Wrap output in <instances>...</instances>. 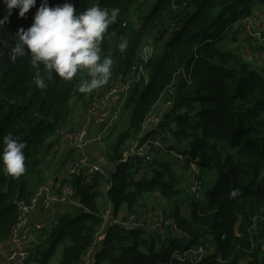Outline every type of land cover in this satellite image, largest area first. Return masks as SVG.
Here are the masks:
<instances>
[{"label": "trees", "instance_id": "16d2710c", "mask_svg": "<svg viewBox=\"0 0 264 264\" xmlns=\"http://www.w3.org/2000/svg\"><path fill=\"white\" fill-rule=\"evenodd\" d=\"M40 2L24 18L13 10L0 25V151L9 133L27 144L26 171L19 178L4 174L0 163V245L13 236L20 204L46 184L56 137L73 117L72 102L85 103L89 97L88 108L98 90L89 96L78 91L86 73L66 82L44 73L42 65L33 67L28 57L9 59L16 32L31 26ZM64 2L49 0L52 6ZM68 2L78 12L94 4L120 10L101 45V58H113L109 86L119 80L134 82L140 66L149 69L150 78L129 90L127 104L138 102L108 155L117 172L110 179L94 175L61 181L60 186L73 185L81 208L74 210L73 219L54 227L48 248L33 247L32 262L36 257L39 264H52L59 257L57 264H78L94 246L92 264H182L175 255L212 242L214 252L201 264H264V64L253 67L240 54L219 49L231 35L230 41L237 40L244 32L238 22L252 17L264 0ZM5 16L6 6L0 2V19ZM122 39L128 41L123 53L118 48ZM146 46L161 50L162 57L152 51L145 61ZM41 76L45 88L35 84ZM163 99L169 108L139 139ZM137 140L160 143L153 146L151 161L136 155L124 159L131 141ZM172 154L182 156L183 162ZM69 162H63L65 171ZM179 162L189 168L194 162L199 172L216 170L217 183L204 192L201 182L198 195L189 193L180 186L179 170L182 180L186 173L185 166L177 167ZM157 194L169 206L145 202ZM105 198L115 220L122 212L127 216L102 229ZM129 215L136 218L126 225ZM154 218L161 219L159 225ZM101 233L104 238L98 241Z\"/></svg>", "mask_w": 264, "mask_h": 264}, {"label": "clouds", "instance_id": "9594fccd", "mask_svg": "<svg viewBox=\"0 0 264 264\" xmlns=\"http://www.w3.org/2000/svg\"><path fill=\"white\" fill-rule=\"evenodd\" d=\"M5 6L7 16L0 19L4 24L18 9L24 18L30 9L36 7L37 0H0ZM120 14L119 8L108 9L98 4L77 11L68 0L63 4L50 5L49 0H41L36 9L33 23L27 29L21 27L15 34L14 44L10 47L9 59L28 57L30 64L44 73H55L66 82L78 75L87 74L79 84L78 91L90 94L108 84L112 76L113 58H101V45L110 26L115 25ZM121 53L128 48V41L122 39L118 45ZM151 47L143 48V59L152 55ZM38 88L47 87L43 76L35 80ZM0 163L3 172L14 178L25 173L26 142L9 133L2 138ZM232 195H236L235 192Z\"/></svg>", "mask_w": 264, "mask_h": 264}, {"label": "built area", "instance_id": "2783aa9c", "mask_svg": "<svg viewBox=\"0 0 264 264\" xmlns=\"http://www.w3.org/2000/svg\"><path fill=\"white\" fill-rule=\"evenodd\" d=\"M238 24H242V27L244 28V32L246 34L254 36L256 38L262 36L264 32V20H256L253 17H248L239 21ZM261 57L264 64V55L261 54ZM132 82V80H127L125 82L119 80L116 81L113 86H108L106 89L101 90L98 93L99 96L87 108L84 116L85 121L92 119L95 115H97L96 113L98 111L106 109V107L115 96L120 95L123 97V100H125L128 97V92L131 88ZM125 95H127V97H125ZM167 105L169 106L170 103H167ZM158 123L159 120H154L153 117L150 116L145 123L147 125V128L144 125V133L139 135V139L144 136L145 131L150 128H155ZM104 132L105 131H102L97 137V141L101 144H103L106 139V134ZM58 134L59 143L54 151L58 150L59 147L69 144L74 149V154L69 159L70 162L66 167V172L69 179H72L73 177L89 178L94 175L110 179L111 174H115L117 172L114 165H111L110 173L105 171L98 163L92 162L89 157H87L86 153H84L85 147L89 141L87 139L85 127H78L76 123L68 122L60 129ZM153 146L161 147L160 143L158 142L145 141V143L141 144L138 140L133 141L132 146L129 149L130 152H128L127 150L124 159L126 160L127 156L129 155H136L144 158L145 160L151 161L154 156ZM176 156L181 162H183L182 156ZM190 168L195 172V175L193 176V180H191L190 185L186 186V189L189 191V193L198 195L199 191L201 190V182L199 181L198 175L199 169H197V166L194 162H192ZM110 184L111 181L108 182L107 190L109 189ZM43 192L46 196L45 200L49 204L58 203L68 206H75L80 204L76 196L77 191H75V188L71 183L65 186H59L56 190V193L51 192V190L47 187H41L38 192L29 199L28 202H22L20 204V215L17 224L14 226L13 234L17 233L18 230L26 224L28 216L32 211L33 205ZM112 212L113 210L109 208L103 215L102 229H105V227L109 225V223H114L121 220H115ZM135 218L136 215H129L126 225H128ZM154 222L159 225L161 219L154 218ZM45 228H47L45 224H39L35 227L33 232H29L24 235L22 239L17 240L14 248L12 249V253L7 258L8 261L16 260L17 264H33L34 262H32L33 259L31 251L35 243V234L44 231ZM209 254L210 253L208 245L204 246L203 244H197L189 248L183 255H175V257L182 264H201ZM93 261V255L91 254V252H88L82 257L81 261L78 264H92Z\"/></svg>", "mask_w": 264, "mask_h": 264}, {"label": "crops", "instance_id": "0c3cea01", "mask_svg": "<svg viewBox=\"0 0 264 264\" xmlns=\"http://www.w3.org/2000/svg\"><path fill=\"white\" fill-rule=\"evenodd\" d=\"M253 14L254 15L252 17L254 19L264 20V4L257 6ZM231 36L228 39L221 41L219 43V49L240 54L243 57V59L246 62H249L253 67H258L260 65H263L261 54L264 55V32L262 36L258 38L248 35L245 32H241L239 33L236 41H230L229 39L231 38ZM87 95L89 96L91 94H87ZM96 96L97 95L95 94V97ZM125 97H127V95H125ZM90 102L91 100L89 101V97L85 102L86 104L84 102H80V103L72 102V106L75 107V109L74 112L72 113L73 115V117L71 118L72 120L68 122L76 123L78 127L86 128L87 139L89 141L85 147L84 153H86L87 157H89V159L92 162L98 163L105 171H108L110 166L112 165L110 163L108 156L110 150L116 145L119 135L126 128L128 123L127 122L126 125L122 126L120 129H115V131L112 133L110 129L112 127H116L117 124H115L116 121L113 123L111 122V120L114 117V115L117 113V111L120 109V107L124 104L125 100H123L120 95L115 96L112 99V101L109 103V105L106 107V109L98 111L96 113L97 115H95L92 119L85 121L84 112ZM167 102L165 101V99H163L161 102L163 103V106H161V109L159 111L160 118H163V115L165 114L166 110L169 108ZM156 107L159 108L160 105L158 104ZM102 131H105L104 132L105 134L108 133L105 142L108 138L110 140L109 142L107 141V145L105 144V142L101 144L97 141V137ZM111 137L115 138L114 143ZM56 140L59 141V136L56 137ZM132 143L133 141H131L130 147L132 146ZM129 148H127L126 151ZM55 154L56 155H55L54 163L51 165L48 171L47 182L43 186L49 188L53 193H56L57 188L61 185L60 184L61 181L65 178H68L67 172L65 171V167H63V162L66 161L67 159L69 160V158L74 154V149L69 144L66 146L59 147L58 150H56ZM159 155L160 154H158V156ZM172 156L175 157L176 154H172ZM184 166H185V170L188 171L191 170L186 163L182 164L179 162L177 165L179 169L183 168ZM157 196H158L159 204H162L164 202L162 205H165V207L169 206L167 201L161 199V197L158 194ZM45 199L46 196L45 193L43 192L42 195L37 199V201L33 205L32 211L28 216L26 224L23 227H21L17 233L13 234L11 238H9L6 242L0 245V264H17L16 260L8 261L7 259L8 256H10V254L12 253V249L14 248L15 243L17 242V240L22 239L23 236L26 235L27 233L33 232L35 227L42 223L45 224L47 228H45L44 231L35 234L34 247L38 246L45 249L48 248L52 240V233L54 231L53 230L54 227L57 226L59 222L69 219L75 209L81 208L80 204L75 206L62 205L58 203L49 204L46 202ZM106 203L107 205H105ZM101 204L102 206L104 205L105 207L107 206L106 210L112 208L111 204L106 200V198L101 201ZM120 215L121 217H126L127 213L122 212ZM121 217L119 218L123 219ZM104 234L105 233H101L99 235L98 241L104 238ZM95 250L96 248L93 246L91 247V250L88 252H91V254L94 257ZM58 260L59 257H57L52 264H57ZM33 264H39V261L38 259H36V257L34 259ZM241 264H247V263L244 261Z\"/></svg>", "mask_w": 264, "mask_h": 264}, {"label": "rangeland", "instance_id": "374dc122", "mask_svg": "<svg viewBox=\"0 0 264 264\" xmlns=\"http://www.w3.org/2000/svg\"><path fill=\"white\" fill-rule=\"evenodd\" d=\"M147 45H149V46H151L152 48H153V45H152V43L150 42V43H148ZM147 47V46H146ZM161 50H155L154 51V49H153V52H154V55L155 56H159V58H161L162 57V55H161V53H162V51L160 52ZM159 52H160V54H159ZM154 56V57H155ZM142 69V70H141ZM141 70V71H140ZM149 74V69H146L144 66H140L139 67V69H138V73H136V74H134V82L131 84L132 86H134V83H140V82H142V81H145L144 82V84L146 83V82H148V80H149V78H150V76L148 75ZM111 83L110 82H108V84L107 85H105V86H103V87H107V86H109ZM144 84H140L141 85V92L144 90ZM101 90H103V88H99L98 90H97V92H96V97L94 98V100L99 96L98 95V93L101 91ZM131 96V92H128V99H129V97ZM122 97V96H121ZM125 99V102H124V104L120 107V109L117 111V113L114 115V117L112 118V120H111V122H115V124H117V126L116 127H109V128H111L110 130H111V132L113 133L114 131H115V129H120L122 126H125L126 125V123L128 122V120H129V117H130V115H131V111L136 107V105H137V102L138 101H135V102H133L132 104H127V102H128V99ZM122 99H123V97H122ZM93 100V101H94ZM160 105V107L159 108H155V110L152 112L153 114L151 115L152 117H153V119L154 120H159L160 119V117H159V115H160V113H159V111H160V109H161V106H163V103H160L159 104ZM108 125V124H107ZM106 125V126H107ZM145 126H146V128H147V125L145 124ZM109 128H108V130H109ZM108 130H107V132H108ZM107 134L108 133H106V135H105V137H107ZM111 139H113V143L115 142V138H112L111 137ZM109 138L106 140V142H105V144L107 145V141L109 142ZM225 145L226 146H230V145H232V143H225ZM130 149V148H129ZM128 149V152H130V150ZM127 152V151H126ZM166 154L167 155H170V153L169 152H166ZM191 169V168H190ZM182 172H184V173H186V179H185V181L184 180H182V173L180 172V170H179V174H178V176H179V179H180V186H181V188L184 186L185 188H186V186H189L190 185V183H191V180H193V176L195 175V172L191 169L190 171H188V170H184V171H182ZM201 173V174H200ZM198 175H200L199 176V181L200 182H202L203 183V186H204V192L205 191H207V190H209V187H211V186H213L214 184H216L217 183V180H218V178H219V174H218V172L216 171V170H207V169H204V170H202L201 172H199L198 171ZM201 196H202V194H201ZM161 199H162V197H161ZM164 200V199H163ZM145 202L146 203H148V205H151L152 204V202H154V203H158L159 204V202H158V198H154V199H151V198H149L148 196L145 198ZM164 203V202H163ZM162 203V204H163ZM162 204H160L162 207H165V205H162ZM157 208H161L160 206H157ZM75 217V213L73 212V214L71 215V217L69 218V219H73ZM207 245H208V249H209V253H213L214 252V245H213V243L212 242H208L207 243Z\"/></svg>", "mask_w": 264, "mask_h": 264}]
</instances>
